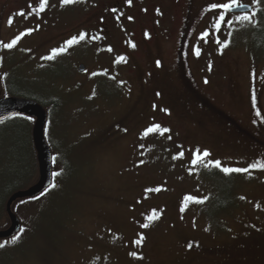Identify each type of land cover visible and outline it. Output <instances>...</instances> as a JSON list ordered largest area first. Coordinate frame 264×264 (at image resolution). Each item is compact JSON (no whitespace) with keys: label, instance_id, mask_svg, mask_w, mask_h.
I'll list each match as a JSON object with an SVG mask.
<instances>
[{"label":"rangeland","instance_id":"obj_1","mask_svg":"<svg viewBox=\"0 0 264 264\" xmlns=\"http://www.w3.org/2000/svg\"><path fill=\"white\" fill-rule=\"evenodd\" d=\"M42 3L0 0V97L48 110L63 189L16 203L0 264H264V0ZM33 125L0 122V232L38 180Z\"/></svg>","mask_w":264,"mask_h":264},{"label":"water","instance_id":"obj_2","mask_svg":"<svg viewBox=\"0 0 264 264\" xmlns=\"http://www.w3.org/2000/svg\"><path fill=\"white\" fill-rule=\"evenodd\" d=\"M252 10L249 5L235 6L231 13H247ZM80 71L84 66H80ZM14 115H24L34 119L33 143L37 154L39 177L37 182L25 190L13 193L7 200L5 212L9 219V227L0 232V239L15 237L24 224L13 210L16 202L23 199L36 198L49 189L53 183V152L47 143L45 129L48 121L47 110L36 101L20 97H0V122Z\"/></svg>","mask_w":264,"mask_h":264},{"label":"trees","instance_id":"obj_3","mask_svg":"<svg viewBox=\"0 0 264 264\" xmlns=\"http://www.w3.org/2000/svg\"><path fill=\"white\" fill-rule=\"evenodd\" d=\"M261 31H258V33H257V35H256V39H257V41H258V37H259V35L260 34H262V32L260 33ZM260 43L262 44V45H264V39H260ZM27 98V97H26ZM28 99H30V98H28ZM33 100H35L34 98H32ZM37 101V100H36ZM55 103V102H54ZM55 106L57 107V108H60V102L57 100L56 101V103H55ZM51 113V112H50ZM65 173L67 174H65V176H68L69 175V173H70V171H69V167L67 166H65ZM64 174H62V176H63ZM65 176H64V178H65ZM57 178H59V177H57ZM60 179H61V177H60ZM62 189L63 188H59V187H56V185H54V186H52L42 197H40L39 199H37V201H39V203L41 204V207H42V209L43 210H45L46 208H47V210L49 209L48 207L53 203V202H55L56 200H55V198L57 197V195H58V193L59 192H61L62 193ZM44 214L46 215V214H48V213H46V212H44Z\"/></svg>","mask_w":264,"mask_h":264},{"label":"snow or ice","instance_id":"obj_4","mask_svg":"<svg viewBox=\"0 0 264 264\" xmlns=\"http://www.w3.org/2000/svg\"><path fill=\"white\" fill-rule=\"evenodd\" d=\"M75 2H77V0H64V3H65V4H72V3H75ZM47 3H48V0H43V3H42L41 6H40V10H41V11H43V6H44V4H47ZM230 7H231V5H225V6H223V8H230ZM223 8H222V10H223ZM17 15H19V16H24L25 13L20 12V13H17ZM224 19H225L224 16H220V17H219V20H221V21H223ZM11 23H12V21L10 20V21H9V24L11 25ZM83 38H84V37H83V35H82V36H81V39H83ZM15 43H16V41H13L12 44L6 45V47L11 48L13 45H15ZM69 43H71V42H69ZM224 46L227 47L226 44H225ZM47 59H52V57L49 56V57H47ZM203 156H204V157H207V156H209V153L204 152V153H203ZM216 167H219V162L216 163ZM220 170L223 171L226 175H227V174H231V173H233V172H237V171H240V172H246V171H247L246 169H245V170H237V169H224V168H221ZM57 175H58V173H57ZM146 226H147V225H146ZM18 239H19V237H17L16 239H14L11 243L15 244L16 241H17ZM141 239H143V238H141ZM4 246H5L4 244H0V248H3Z\"/></svg>","mask_w":264,"mask_h":264},{"label":"flooded vegetation","instance_id":"obj_5","mask_svg":"<svg viewBox=\"0 0 264 264\" xmlns=\"http://www.w3.org/2000/svg\"><path fill=\"white\" fill-rule=\"evenodd\" d=\"M192 2L193 1H191L189 3L190 6L192 5ZM188 10L191 11V8H188ZM191 19H192V14H190V13L188 14V12H186V23H185V28L183 30L184 38L185 37L187 38V34L189 33ZM183 44H184V42L182 43V46H183ZM180 65L182 67V58H180ZM190 93H191L190 95H191L192 99H195L196 101H200L199 95L194 90H192ZM209 109L212 112H214V113H216L218 115H221L222 118H226L229 125L232 124V122L227 117L223 116L222 113L217 108H215V109L214 108H209Z\"/></svg>","mask_w":264,"mask_h":264}]
</instances>
